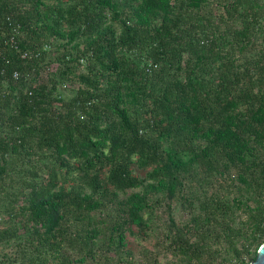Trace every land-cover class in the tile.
<instances>
[{"label":"trees","instance_id":"trees-1","mask_svg":"<svg viewBox=\"0 0 264 264\" xmlns=\"http://www.w3.org/2000/svg\"><path fill=\"white\" fill-rule=\"evenodd\" d=\"M0 125V244L18 242V264H249L264 0H0ZM162 203L136 260L127 240Z\"/></svg>","mask_w":264,"mask_h":264},{"label":"rangeland","instance_id":"rangeland-1","mask_svg":"<svg viewBox=\"0 0 264 264\" xmlns=\"http://www.w3.org/2000/svg\"><path fill=\"white\" fill-rule=\"evenodd\" d=\"M81 64H83V62H80ZM69 85V84H68ZM66 84V86H58L57 90L59 91V93L61 94V96L63 98H69L72 94V87L71 85L68 86ZM36 160V159H34ZM22 166H19L18 168H20ZM148 170H139L135 167L132 168V174L139 177V178H144L146 175V172ZM40 177V176H39ZM43 178V177H41ZM15 181H17V179H15ZM18 182H16V184L14 183L12 187L8 188L6 191V194L8 193H16L17 191L15 190L16 186H17ZM26 193V192H24ZM6 205V199L4 198V195H2L0 197V229L3 227H7L9 226V221H8V216L7 214L3 211V208ZM156 206V210L154 211L153 215L155 216H151V218H149V215H147L146 217H148L146 220H148V225L146 227L143 228H135V235L132 237H129L127 240V247L129 248V250L131 251L132 255L134 256V258L136 260H139L141 258V255L145 252V251H153L154 247L153 244L158 236V234L160 233L159 231L161 229H163V223L164 221H166V217H167V212H166V205H164V203H162L161 205H155ZM172 207V204L170 205ZM172 214H173V219L177 222H179L180 220V215L179 213H181L182 211H179L178 208L176 209H172ZM21 238H25L24 234L20 235ZM18 242L11 240L8 243H3L0 244V264H7L8 262H10L12 259H14L15 264H18L21 259H20V255H21V251L18 248L17 245ZM27 253V252H26ZM28 256H31V254L27 253ZM10 260V261H8Z\"/></svg>","mask_w":264,"mask_h":264},{"label":"water","instance_id":"water-1","mask_svg":"<svg viewBox=\"0 0 264 264\" xmlns=\"http://www.w3.org/2000/svg\"><path fill=\"white\" fill-rule=\"evenodd\" d=\"M249 264H264V243L258 248L255 259Z\"/></svg>","mask_w":264,"mask_h":264},{"label":"built area","instance_id":"built-area-1","mask_svg":"<svg viewBox=\"0 0 264 264\" xmlns=\"http://www.w3.org/2000/svg\"><path fill=\"white\" fill-rule=\"evenodd\" d=\"M12 46H14V48H16V46H15V44L13 43L12 44ZM20 56L23 58V59H25V58H30V57H33L34 55L33 54H29V53H27V52H22L21 54H20ZM17 73H14L13 74V78H17ZM1 126V125H0Z\"/></svg>","mask_w":264,"mask_h":264}]
</instances>
